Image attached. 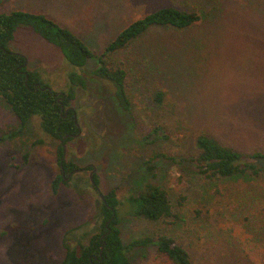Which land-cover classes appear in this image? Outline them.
<instances>
[{
    "label": "rangeland",
    "instance_id": "1",
    "mask_svg": "<svg viewBox=\"0 0 264 264\" xmlns=\"http://www.w3.org/2000/svg\"><path fill=\"white\" fill-rule=\"evenodd\" d=\"M166 7L199 13L201 21L183 30L151 28L107 57L126 72L130 120L111 86L89 75L123 29ZM13 11L54 20L93 57L86 91L77 90L72 103L81 136L65 146L64 160L83 171L56 194L50 185L60 175L59 142L42 133L37 117L21 125L0 98V264L61 263L65 233L92 227L97 217L90 172L101 195L114 191L122 202L148 183L168 193L170 217L122 218L125 246L165 235L192 264H264V172L208 179L193 165L199 134L241 153L264 152V0H0V13ZM9 49L53 91L66 90L68 66L29 28L17 30ZM156 126L165 137L153 134ZM129 260L170 264L152 245L131 250Z\"/></svg>",
    "mask_w": 264,
    "mask_h": 264
},
{
    "label": "trees",
    "instance_id": "2",
    "mask_svg": "<svg viewBox=\"0 0 264 264\" xmlns=\"http://www.w3.org/2000/svg\"><path fill=\"white\" fill-rule=\"evenodd\" d=\"M200 21L201 16L196 12L175 7L159 8L123 29L105 47L96 68L89 75L85 68L93 53L69 29L42 14L23 11L0 13V98L21 125H25L32 117L39 119L42 133L59 142L60 159L63 150L61 142L66 145L72 140L70 135L78 132L77 111L72 109V103L77 90L86 91L87 77L110 85L118 106L132 120L130 97L126 91V72L110 64L107 57L125 50L151 28L183 30ZM21 27L29 28L58 50L69 68L65 91H53L42 81L39 73L28 70L23 55L9 49L15 33ZM163 97L164 94L158 92L155 101L161 104ZM160 133L161 137H165L162 128L156 126L153 134ZM195 146L198 154L193 160L194 169L205 178H230L244 174L258 176L264 172V152L241 153L206 134L196 136ZM252 160L263 163L256 165ZM63 168L65 173L77 169L72 162L66 161H63ZM61 183H65L61 175L52 180L50 189L53 194L57 193ZM93 185L97 186L95 176ZM129 215L150 222L170 217L168 193L148 183L142 191L130 196L125 202L118 200L114 191L103 195L92 227L89 223H83L65 233L61 241L65 254L60 264H131V250L149 245L155 246L156 254L165 262L192 264L187 251L165 235L144 237L125 246L120 223L122 218Z\"/></svg>",
    "mask_w": 264,
    "mask_h": 264
},
{
    "label": "flooded vegetation",
    "instance_id": "3",
    "mask_svg": "<svg viewBox=\"0 0 264 264\" xmlns=\"http://www.w3.org/2000/svg\"><path fill=\"white\" fill-rule=\"evenodd\" d=\"M58 93H61V92H58ZM72 109H74L73 107H72ZM78 132H80V134L77 136V137H71L72 139H75V138H78V137H80L81 136V131H80V127H79V123H78ZM77 132V133H78ZM76 135V134H75ZM71 141V140H70ZM61 144H62V142H61ZM68 144V143H67ZM66 146V145H65ZM66 152V151H65ZM62 155H63V150H62ZM61 157H63V159H62V161H61ZM60 157V159L58 160V163H59V168H60V175L62 176V178L64 179V181L65 182H67V181H70V180H72L73 179V177L74 176H76V175H78L79 173H81L82 171H83V169H81V168H77V169H72L70 172H68V173H65V170H64V168H63V161H65L64 160V158H65V154H64V156H61ZM90 174H91V186H92V188L93 189H95V191H97V193L99 194V197L101 196V193L99 192V190H98V185L97 186H95V185H93V178H92V172H90L89 173V179H90ZM88 179V178H87ZM97 179V178H96ZM103 196V195H102ZM100 200H101V198H100Z\"/></svg>",
    "mask_w": 264,
    "mask_h": 264
},
{
    "label": "water",
    "instance_id": "4",
    "mask_svg": "<svg viewBox=\"0 0 264 264\" xmlns=\"http://www.w3.org/2000/svg\"><path fill=\"white\" fill-rule=\"evenodd\" d=\"M79 134H80V132H78L76 135H70V137H77ZM62 149H63V155L62 156H64V154H65V145H64L63 141H62ZM62 159H63V157H61V161H62ZM90 181H92L91 180V174H90ZM100 198L103 201V196L102 195L100 196Z\"/></svg>",
    "mask_w": 264,
    "mask_h": 264
}]
</instances>
